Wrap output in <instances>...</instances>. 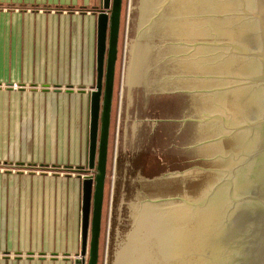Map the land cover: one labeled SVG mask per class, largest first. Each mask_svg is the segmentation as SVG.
I'll return each mask as SVG.
<instances>
[{"label": "water", "instance_id": "95a60500", "mask_svg": "<svg viewBox=\"0 0 264 264\" xmlns=\"http://www.w3.org/2000/svg\"><path fill=\"white\" fill-rule=\"evenodd\" d=\"M121 5L95 9L73 264L98 261ZM106 264H264V0H130Z\"/></svg>", "mask_w": 264, "mask_h": 264}, {"label": "crops", "instance_id": "0c3cea01", "mask_svg": "<svg viewBox=\"0 0 264 264\" xmlns=\"http://www.w3.org/2000/svg\"><path fill=\"white\" fill-rule=\"evenodd\" d=\"M100 4L0 0V264H73L80 250L75 181L60 177L63 191L36 167L58 163L75 173L87 150L85 83Z\"/></svg>", "mask_w": 264, "mask_h": 264}, {"label": "rangeland", "instance_id": "374dc122", "mask_svg": "<svg viewBox=\"0 0 264 264\" xmlns=\"http://www.w3.org/2000/svg\"><path fill=\"white\" fill-rule=\"evenodd\" d=\"M129 9H130V0H122L121 5V16H120V26H119V35H118V44H117V59L115 64V75H114V85H113V96H112V105L110 112V126H109V138H108V151H107V162H106V176L104 183V194H103V203H102V213H101V224H100V237H99V249H98V261L97 264H106L107 260V250H108V240H109V229H110V218H111V206H112V194H113V183H114V172H115V161H116V151H117V140H118V130H119V120H120V110H121V99H122V88H123V78H124V67H125V55H126V43H127V32H128V20H129ZM91 72V78L88 79L86 85L87 90V99L89 101V95L91 92V87L95 85V62L93 63ZM79 95L76 94L75 98H78ZM61 116H63L61 114ZM84 118H86V136L88 138L89 130V109L84 111ZM48 118L50 121H54L55 117H51L50 113ZM77 133L71 132L69 137L73 139V135ZM87 150L85 154H81L76 161L77 165H82L85 169L87 167ZM83 153V152H82ZM70 159V158H69ZM25 166V164H23ZM73 166V165H72ZM39 174L51 175L55 177V184L61 186L64 191L67 188L65 182L60 178L65 176L72 178V183L75 181V184L72 185L71 191L76 187V193L78 194V199L81 197V180L83 179V173L74 171L75 173L69 172L68 167H64L62 164L54 163L50 165L40 164L37 167ZM74 169V168H72ZM71 169V170H72ZM28 171L30 169H27ZM70 170V168H69ZM96 174L95 169L88 172V175L94 177ZM64 175V176H63ZM80 176V177H79ZM60 179V180H59ZM52 182L50 181L49 185ZM68 196V193L65 192V197ZM68 223V221L66 222ZM66 233V231H65ZM69 237L61 238V241L68 240ZM58 240V239H57ZM89 242V235H88Z\"/></svg>", "mask_w": 264, "mask_h": 264}, {"label": "built area", "instance_id": "2783aa9c", "mask_svg": "<svg viewBox=\"0 0 264 264\" xmlns=\"http://www.w3.org/2000/svg\"><path fill=\"white\" fill-rule=\"evenodd\" d=\"M12 86H13L14 88H16V87H17V85H16V84H13Z\"/></svg>", "mask_w": 264, "mask_h": 264}]
</instances>
